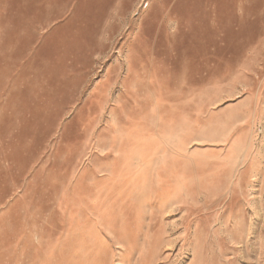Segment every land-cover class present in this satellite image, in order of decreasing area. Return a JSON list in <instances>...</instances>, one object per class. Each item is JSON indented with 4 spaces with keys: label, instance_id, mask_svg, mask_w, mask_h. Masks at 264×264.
<instances>
[{
    "label": "rangeland",
    "instance_id": "obj_1",
    "mask_svg": "<svg viewBox=\"0 0 264 264\" xmlns=\"http://www.w3.org/2000/svg\"><path fill=\"white\" fill-rule=\"evenodd\" d=\"M0 264H264V0H0Z\"/></svg>",
    "mask_w": 264,
    "mask_h": 264
},
{
    "label": "crops",
    "instance_id": "obj_2",
    "mask_svg": "<svg viewBox=\"0 0 264 264\" xmlns=\"http://www.w3.org/2000/svg\"><path fill=\"white\" fill-rule=\"evenodd\" d=\"M148 7V5H146V8Z\"/></svg>",
    "mask_w": 264,
    "mask_h": 264
}]
</instances>
